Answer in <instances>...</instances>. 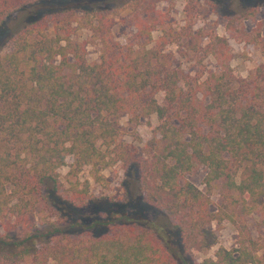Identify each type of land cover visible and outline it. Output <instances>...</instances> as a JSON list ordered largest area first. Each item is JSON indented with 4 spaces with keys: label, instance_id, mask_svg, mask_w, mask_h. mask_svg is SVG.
Here are the masks:
<instances>
[{
    "label": "trees",
    "instance_id": "trees-1",
    "mask_svg": "<svg viewBox=\"0 0 264 264\" xmlns=\"http://www.w3.org/2000/svg\"><path fill=\"white\" fill-rule=\"evenodd\" d=\"M45 1L69 0H0V29L22 4ZM117 1L100 0L104 8L80 19L62 12L51 26L33 21L0 52V264H264L242 222L254 213L264 220V64L242 77L229 65L225 37L196 40L216 66L193 87L165 51L166 29L152 39L157 19L136 20L141 44H112L107 12L128 4ZM76 29L90 32L97 62L72 39ZM122 115L134 126L157 118L139 163L144 208L102 211L99 202L86 221L79 208L96 201L91 182L105 188L103 172L131 162ZM65 166L74 181L62 190L57 171ZM199 167L207 187L223 182L214 212L209 194L187 179ZM213 222L235 226L237 246L197 262L217 244Z\"/></svg>",
    "mask_w": 264,
    "mask_h": 264
},
{
    "label": "rangeland",
    "instance_id": "rangeland-1",
    "mask_svg": "<svg viewBox=\"0 0 264 264\" xmlns=\"http://www.w3.org/2000/svg\"><path fill=\"white\" fill-rule=\"evenodd\" d=\"M128 1V4L115 12L110 7L107 16L110 17L111 42L117 46H125L134 43L141 44L143 37H137L136 20L157 19L160 24L152 32V39L156 40L162 33L161 26L166 29V48L173 54V66L185 71L191 78L193 87L203 81L209 73L215 70V60L212 57L203 56L193 44L199 40L204 46L209 37H225L231 53L229 65L242 77H246L251 69L264 64V0H118ZM115 2V1H113ZM96 4L104 8L105 4L100 0H69V1H45L28 2L22 4V9L15 12L0 29V52L10 50L8 37L10 33L19 31L30 25L31 22L46 23L51 26L66 14L74 13L77 19L82 18L84 11ZM100 7V6H99ZM75 21H71V27H76ZM50 31H48L49 33ZM74 41L85 42L86 58L90 63L97 62L99 47L90 43V32L87 29H76L72 36ZM200 96V95H198ZM161 100L160 95L157 96ZM127 116L119 117L118 122L128 134L122 136L120 141L127 145L131 154V162H117L106 169L103 174L107 181L105 188L91 182V193L96 200L94 203L80 205L79 213L84 220H89L96 203L100 202L103 211L117 212L120 205L139 206L143 209V200L139 191V163L145 159L144 145L152 138L149 124L156 125L155 115L141 118L139 124L127 123ZM72 159L69 157L66 164ZM63 184L62 190L68 181H74L67 177L68 166L57 171ZM206 170L199 167L193 173L187 175V179L197 186L202 192L209 194L211 211H216L221 205L222 181L206 186L204 178ZM80 178L87 177L86 172L79 174ZM146 214L153 218L154 209L149 207ZM36 217V210L33 212ZM246 233L259 241L264 253V220L257 214H250L242 218ZM209 228L216 234L217 244L209 251L196 255V261L212 258L217 247L231 249L237 246L238 229L230 223L216 225L214 222ZM19 233H21L19 231Z\"/></svg>",
    "mask_w": 264,
    "mask_h": 264
}]
</instances>
